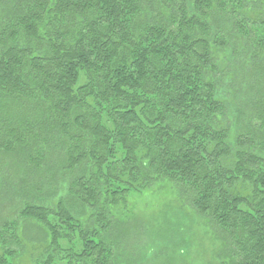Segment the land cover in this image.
<instances>
[{
    "label": "trees",
    "instance_id": "obj_1",
    "mask_svg": "<svg viewBox=\"0 0 264 264\" xmlns=\"http://www.w3.org/2000/svg\"><path fill=\"white\" fill-rule=\"evenodd\" d=\"M0 264H264V0H0Z\"/></svg>",
    "mask_w": 264,
    "mask_h": 264
},
{
    "label": "rangeland",
    "instance_id": "obj_2",
    "mask_svg": "<svg viewBox=\"0 0 264 264\" xmlns=\"http://www.w3.org/2000/svg\"><path fill=\"white\" fill-rule=\"evenodd\" d=\"M132 201L138 205V208H140L141 213L145 214H151L154 210L157 212L158 202L155 196L149 194L148 196H131ZM130 198V199H131ZM174 204H177L174 202ZM189 210V209H188Z\"/></svg>",
    "mask_w": 264,
    "mask_h": 264
}]
</instances>
